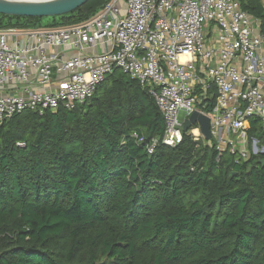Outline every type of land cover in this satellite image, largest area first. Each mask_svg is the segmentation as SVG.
Listing matches in <instances>:
<instances>
[{"label": "trees", "instance_id": "1", "mask_svg": "<svg viewBox=\"0 0 264 264\" xmlns=\"http://www.w3.org/2000/svg\"><path fill=\"white\" fill-rule=\"evenodd\" d=\"M106 1L52 16L0 14V27L79 24ZM237 1L264 34L262 0ZM164 129L153 97L120 69L82 104L2 122L0 264H264L260 157L216 161L212 144L185 132L163 144Z\"/></svg>", "mask_w": 264, "mask_h": 264}, {"label": "built area", "instance_id": "2", "mask_svg": "<svg viewBox=\"0 0 264 264\" xmlns=\"http://www.w3.org/2000/svg\"><path fill=\"white\" fill-rule=\"evenodd\" d=\"M114 69L153 97L163 144L185 132L212 144L216 161L225 152L264 157V34L237 0H108L79 24L1 27L0 124L24 110L82 104ZM193 111L209 118L210 140L197 122L183 130Z\"/></svg>", "mask_w": 264, "mask_h": 264}, {"label": "water", "instance_id": "3", "mask_svg": "<svg viewBox=\"0 0 264 264\" xmlns=\"http://www.w3.org/2000/svg\"><path fill=\"white\" fill-rule=\"evenodd\" d=\"M86 1L87 0H0V14L22 16L59 15L76 9ZM196 122L199 124L204 139L210 140L209 118L198 111H193L191 113L189 119L183 125V130L186 131ZM259 163L264 165V157L259 159Z\"/></svg>", "mask_w": 264, "mask_h": 264}, {"label": "bare ground", "instance_id": "4", "mask_svg": "<svg viewBox=\"0 0 264 264\" xmlns=\"http://www.w3.org/2000/svg\"><path fill=\"white\" fill-rule=\"evenodd\" d=\"M4 1H15V0H4Z\"/></svg>", "mask_w": 264, "mask_h": 264}, {"label": "rangeland", "instance_id": "5", "mask_svg": "<svg viewBox=\"0 0 264 264\" xmlns=\"http://www.w3.org/2000/svg\"><path fill=\"white\" fill-rule=\"evenodd\" d=\"M262 3L264 4V0H262ZM1 28V27H0ZM118 72H120V71H118Z\"/></svg>", "mask_w": 264, "mask_h": 264}]
</instances>
